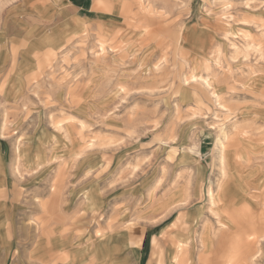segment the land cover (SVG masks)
<instances>
[{
    "label": "rangeland",
    "instance_id": "obj_1",
    "mask_svg": "<svg viewBox=\"0 0 264 264\" xmlns=\"http://www.w3.org/2000/svg\"><path fill=\"white\" fill-rule=\"evenodd\" d=\"M0 264H264V0H0Z\"/></svg>",
    "mask_w": 264,
    "mask_h": 264
},
{
    "label": "bare ground",
    "instance_id": "obj_2",
    "mask_svg": "<svg viewBox=\"0 0 264 264\" xmlns=\"http://www.w3.org/2000/svg\"><path fill=\"white\" fill-rule=\"evenodd\" d=\"M226 150V149H225ZM228 154V153H227ZM226 152L225 151H222V154L220 155V161H221V163L223 164L224 163V159H225V157H226ZM229 191H233V189H231V188H227L226 190H221V196H220V199H219V201H223V199L225 200V198H226V196H227V194H228V192ZM227 193V194H226ZM209 194H210V196H211V200L212 201H215V195H214V191L210 188L209 189ZM233 204V203H232ZM231 204V205H232ZM237 210V209H236ZM232 213L231 214H234L236 217L235 218H233L232 216H231V220H233V221H236L237 220V218H238V213L236 212V211H231ZM230 219V218H229ZM210 237V236H209ZM204 243L206 244V246L208 245V243H210V239L206 236L205 238H204ZM207 249V248H206ZM257 250H258V248H257ZM240 251H241V255H242V257L244 256V255H247L248 253V248L247 247H240ZM258 252V251H257ZM241 257V258H242Z\"/></svg>",
    "mask_w": 264,
    "mask_h": 264
}]
</instances>
